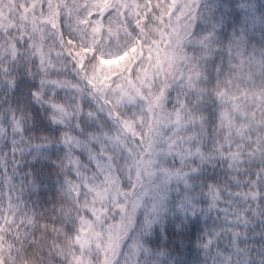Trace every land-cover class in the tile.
<instances>
[{
	"label": "clouds",
	"instance_id": "obj_1",
	"mask_svg": "<svg viewBox=\"0 0 264 264\" xmlns=\"http://www.w3.org/2000/svg\"><path fill=\"white\" fill-rule=\"evenodd\" d=\"M0 264H264V0H0Z\"/></svg>",
	"mask_w": 264,
	"mask_h": 264
}]
</instances>
